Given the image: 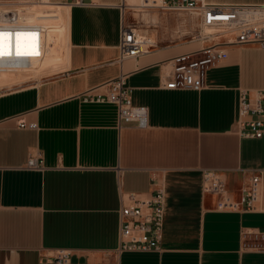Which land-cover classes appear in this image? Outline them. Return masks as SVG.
Wrapping results in <instances>:
<instances>
[{"label":"crops","instance_id":"crops-1","mask_svg":"<svg viewBox=\"0 0 264 264\" xmlns=\"http://www.w3.org/2000/svg\"><path fill=\"white\" fill-rule=\"evenodd\" d=\"M96 1L26 6L27 22L43 30L44 58L0 69V264H39L58 250L70 264H264L241 235L264 231V196L257 212L240 214L219 211L218 197L203 192L204 170L224 173L237 199L246 174L264 171V136L243 138L235 127L239 90L264 89V50L230 46L202 91L167 90L163 62L198 48L116 63L122 26L142 18L129 0ZM49 70L60 71L31 81ZM122 74L134 105L149 109L145 130L120 124L114 105L83 100ZM20 117L39 130L18 129ZM30 156H42L45 170L23 169ZM156 181L165 192L162 251L117 256L125 195L146 196Z\"/></svg>","mask_w":264,"mask_h":264},{"label":"built area","instance_id":"built-area-1","mask_svg":"<svg viewBox=\"0 0 264 264\" xmlns=\"http://www.w3.org/2000/svg\"><path fill=\"white\" fill-rule=\"evenodd\" d=\"M140 11H158L170 16L186 15L193 18L199 31L196 39L200 49L178 55L163 62L161 80L164 88L171 91L200 92L206 86L210 69L218 66L226 57L230 46H253L264 50V6L213 5L205 0H139ZM96 0H74L69 5L95 6ZM57 5L52 0L0 3V69L18 61H40L44 58L43 30L27 22L26 6ZM139 23L125 24L121 28L119 58L116 63L136 60L150 52L154 43L140 39ZM240 89L237 97L235 127L241 137L259 140L264 136V89ZM85 102L110 104L117 109L119 123L149 128V109L135 106L133 90L127 85L126 75L93 90L83 96ZM17 128L38 131L36 122L17 118ZM28 171H43L42 156H30L22 167ZM247 182L237 199L227 187L224 173L217 170L203 171V192L218 197L219 211L240 214L258 211L264 196V171L246 174ZM156 189L146 195L128 193L119 212V248L122 253H153L162 251L165 220V192L156 181ZM245 248L264 253V231L242 228ZM248 241V243L246 242ZM71 253L58 250L43 254L39 264H70ZM99 264V263H93Z\"/></svg>","mask_w":264,"mask_h":264},{"label":"rangeland","instance_id":"rangeland-1","mask_svg":"<svg viewBox=\"0 0 264 264\" xmlns=\"http://www.w3.org/2000/svg\"><path fill=\"white\" fill-rule=\"evenodd\" d=\"M139 3L140 2H138V4ZM134 11L135 10L132 9L130 13L136 14L137 12ZM147 14L150 16H148L145 21L143 19H139L140 21H138V23L140 34L145 35L147 39L154 43V47L150 49V52L156 49L175 47L177 45H189V48L194 47L195 49H200L202 47V44L196 39L199 28L193 18L186 15L170 16L158 11L148 12ZM151 15L158 16L160 18V22L158 24L153 23L150 18ZM58 71L60 70H49L46 73L33 78L31 81L39 80L44 76L53 75Z\"/></svg>","mask_w":264,"mask_h":264},{"label":"bare ground","instance_id":"bare-ground-1","mask_svg":"<svg viewBox=\"0 0 264 264\" xmlns=\"http://www.w3.org/2000/svg\"><path fill=\"white\" fill-rule=\"evenodd\" d=\"M139 4H138V2L137 1H135V0H129V6H132L133 7V9H135V11L136 12H138V13H136V15L137 16H139V17H141L144 21L147 19V17L148 16H150L149 14H147V13H145V12H143V13H139V12H142V11H140L139 9H138V6ZM151 19V21H153V23H155V24H158L159 22H160V19L158 18V16H152L151 15V17H150ZM182 36V35H181ZM139 37H140V39H142V40H144V41H146L147 40V37L145 36V35H143V34H140L139 35ZM199 49V48H198ZM197 50V49H196ZM195 51V50H194ZM191 52V51H190Z\"/></svg>","mask_w":264,"mask_h":264}]
</instances>
